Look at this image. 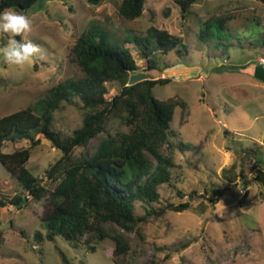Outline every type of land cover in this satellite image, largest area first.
<instances>
[{
    "label": "rangeland",
    "instance_id": "rangeland-1",
    "mask_svg": "<svg viewBox=\"0 0 264 264\" xmlns=\"http://www.w3.org/2000/svg\"><path fill=\"white\" fill-rule=\"evenodd\" d=\"M121 1L101 0L94 6L86 0H38L24 10L33 21L27 38L40 46V58L22 67L0 58V117L34 108L52 87L82 78L72 48L92 27L103 29L111 41L128 48L137 73L146 75L142 49H147L140 50L133 39H143L150 27L179 38L186 53L156 52L158 70L149 72L153 79H169L153 89L155 97L186 103L184 109L176 108L170 126L175 146L172 180L160 187L159 202L152 207L189 203L190 209L150 217L138 224L139 234L125 232L131 250L117 261L264 264V83L251 75L254 67H262L259 61L264 58V3L201 0L183 17L175 0H146L141 17L124 20L118 15ZM210 16H230L231 21L217 32L218 40L202 41L197 38L199 21ZM8 39L0 33V47ZM107 86L108 98L120 88L116 83ZM80 123L75 107L66 105L54 127L70 134ZM36 139L37 145L26 139L6 141L2 151L29 149L27 169L51 186L45 173L57 151L45 137ZM180 143L188 147L180 148ZM94 144L93 139L75 153L87 154ZM216 190L223 195L214 203ZM17 194L21 189L16 178L0 164V264H62L58 251L73 264H114V246L108 240L94 243L93 253L83 244L75 246L61 238L55 243L36 242L35 234L45 233L40 220L45 200H30L17 209L11 202ZM135 213L144 215L139 202Z\"/></svg>",
    "mask_w": 264,
    "mask_h": 264
},
{
    "label": "trees",
    "instance_id": "trees-1",
    "mask_svg": "<svg viewBox=\"0 0 264 264\" xmlns=\"http://www.w3.org/2000/svg\"><path fill=\"white\" fill-rule=\"evenodd\" d=\"M86 1L94 6L101 2ZM200 1L175 0V3L186 17ZM37 2L0 0V8L15 6L24 11ZM145 2L122 0L118 15L124 20H135L141 17ZM230 21V16H210L199 21L197 38L214 40L217 32H222ZM133 41L140 50L147 49H142L147 62L146 80L128 86L130 76L138 72L130 50L111 41L103 29L92 27L78 37L72 48L82 78L52 87L34 108L0 117V164L16 178L21 189V194L12 197V204L21 209L28 206L30 200H45L40 219L45 233H36V242L55 243L61 238L75 246L83 244L93 253L94 243L108 240L114 246V264H120L117 258L127 256L131 250V239L125 232L139 234L138 224L150 217L160 218L167 211L190 209L189 203L152 207L159 202L160 187L172 180L175 146L170 126L176 108L184 109L186 103L174 97H155L153 89L167 84L169 79H153L149 72L158 70L156 52H175L182 56L186 51L181 48L179 38L154 27L147 30L143 39ZM218 70L221 72L223 67ZM115 83L120 88L108 98L107 85ZM66 105L74 106L81 115L79 127L70 134H63L54 127L57 114ZM114 129L117 130L113 132ZM38 135L48 139L57 151V158L45 173L51 186L43 184L42 179L27 169L29 149L13 153L2 151L6 141L26 139L37 145ZM93 139L95 144L87 154L75 153ZM187 147L180 143V148ZM254 152L259 160L257 150ZM245 185L248 188L247 183ZM216 193L217 197L211 199L214 203L223 195L219 190ZM138 202L144 210L142 217L135 213ZM58 253L62 264H73L62 251ZM121 264L129 263L123 260Z\"/></svg>",
    "mask_w": 264,
    "mask_h": 264
},
{
    "label": "clouds",
    "instance_id": "clouds-1",
    "mask_svg": "<svg viewBox=\"0 0 264 264\" xmlns=\"http://www.w3.org/2000/svg\"><path fill=\"white\" fill-rule=\"evenodd\" d=\"M32 27L31 17L23 10L15 6L0 8V33L9 37L7 44L0 47V58L17 67L36 62L41 48L27 38Z\"/></svg>",
    "mask_w": 264,
    "mask_h": 264
},
{
    "label": "water",
    "instance_id": "water-1",
    "mask_svg": "<svg viewBox=\"0 0 264 264\" xmlns=\"http://www.w3.org/2000/svg\"><path fill=\"white\" fill-rule=\"evenodd\" d=\"M254 77L264 83V69L256 66L254 69ZM147 76L144 73H136L130 76L128 86H132L140 81L146 80Z\"/></svg>",
    "mask_w": 264,
    "mask_h": 264
},
{
    "label": "built area",
    "instance_id": "built-area-1",
    "mask_svg": "<svg viewBox=\"0 0 264 264\" xmlns=\"http://www.w3.org/2000/svg\"><path fill=\"white\" fill-rule=\"evenodd\" d=\"M259 62H260V65L262 66V68L264 69V58H261Z\"/></svg>",
    "mask_w": 264,
    "mask_h": 264
}]
</instances>
